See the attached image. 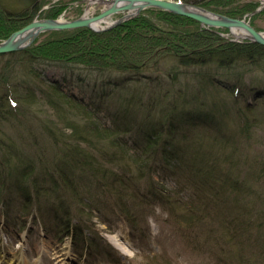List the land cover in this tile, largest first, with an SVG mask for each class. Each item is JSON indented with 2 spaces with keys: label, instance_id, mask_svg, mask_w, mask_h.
<instances>
[{
  "label": "trees",
  "instance_id": "trees-1",
  "mask_svg": "<svg viewBox=\"0 0 264 264\" xmlns=\"http://www.w3.org/2000/svg\"><path fill=\"white\" fill-rule=\"evenodd\" d=\"M177 1L235 18L249 14L251 25L252 19L264 13V8L253 13L264 0ZM52 11L45 13V17L53 18L55 12ZM8 14L14 17L13 22L21 23L24 18L30 22L35 9ZM85 31H89L91 38L101 36V33L90 34L87 28L72 30V36L77 32L76 36L84 40ZM224 31L228 30L206 28L187 17L147 8L102 32V39L113 36V32L116 37L121 34L112 43L116 46H110L107 41L105 48L100 44L91 50L94 45L84 41L86 44H81L72 57L46 58L49 62L71 63L93 71L104 78L105 85L124 88L123 95L116 98L118 108L111 112L112 125L101 126L95 114L85 110L55 84L38 92L29 86L14 98H2L0 94V120L11 115L13 109L9 105L14 108L20 104L27 110L41 101L43 106L52 109L53 120L43 119L40 127L41 134L54 149L52 157L41 149L38 158L32 160L27 156L30 164H23L24 157L16 155L11 143L0 144L10 149L7 150L8 162L0 160V186L8 190L9 184H15V180L9 181L10 173L8 177L4 175L5 164L16 172L29 171L23 174L26 178L23 181L25 186L35 188L34 192L41 191V185L33 173L44 172L49 178L46 193L64 215L74 216L71 211L76 205L89 211L116 212L137 231L142 220L138 219L142 213H147L151 202L168 210L174 218L178 211L183 214L185 207L180 206V198L152 179V173L165 169L177 183L184 182L199 193L207 194L201 203L205 211L197 208L199 214L189 213L195 218L191 226L186 224L196 243L199 244L206 226V235H210L218 222L223 228L220 237L224 244L229 243L227 253L233 255L235 264H243L244 259L246 264H256L255 260L264 256V192L262 197L252 183L263 184L264 151L254 150L252 154L249 149L264 143L257 136L264 126L259 123L264 122L257 115V104H240L237 83L242 87L249 72L264 71V46L222 37ZM54 32L60 31L43 32L39 37L51 36ZM72 32L62 30L66 34ZM50 40L41 39V47L53 42ZM30 48L15 53L25 55ZM158 50L161 52L157 53ZM80 57L83 60L78 59ZM162 62L172 64L162 66ZM24 69L31 77L32 68ZM222 76L232 77L233 83L223 81ZM9 78L0 74V93L3 88L12 87ZM248 79L250 85L257 82V79ZM253 91L256 97H264V88ZM231 94L234 98L229 100ZM199 125L206 131L196 132ZM131 133L140 136V141L132 138L130 142ZM33 145L37 149L35 142ZM29 186L18 188V199H23L24 203V197L30 193ZM223 192L227 195L222 196ZM218 198L224 204L222 207L217 205ZM188 209L194 211V207ZM78 212L79 209L75 211ZM80 217L78 213L75 224L68 220L61 234L71 239L73 247L80 239L86 241L88 247V239L82 237L85 228ZM252 227L256 229L247 237ZM209 237L212 236L204 240ZM252 238L256 246L249 244ZM86 242L81 243L82 246ZM246 242L251 248L244 246Z\"/></svg>",
  "mask_w": 264,
  "mask_h": 264
},
{
  "label": "rangeland",
  "instance_id": "rangeland-1",
  "mask_svg": "<svg viewBox=\"0 0 264 264\" xmlns=\"http://www.w3.org/2000/svg\"><path fill=\"white\" fill-rule=\"evenodd\" d=\"M89 1L90 0H0V42L6 39L12 32L29 23L28 20L26 21L28 18H24L25 20L21 23H18V21L13 22L14 17H9L8 15L11 14H8V12L18 13L28 9H35V14L32 17V20H34L47 18L45 17V13L53 10L52 12H55V16L51 19L70 21L85 16L86 13H88L89 16L96 15L103 9L102 5L96 4V2L94 5H91V8L88 3ZM263 5L264 3L259 5L258 8H264ZM122 15V13L113 14L107 19V22H111L110 24H112L121 18ZM248 15L249 14H244L242 17L245 16L246 20L250 23V17ZM251 23L253 25H250L257 32L264 35V13L252 19ZM105 25L106 23L101 24V26ZM82 28L86 27L75 29ZM75 29L67 31L72 32V30ZM109 29L103 31H93L90 29V34L101 33L100 35L103 36L102 32L108 31ZM52 31L60 32H54L53 35L51 34L52 38L50 34H46V36L42 38L38 37L28 46L31 47V51L25 55L15 52L0 55V74L5 76L9 75V80H11L10 83L12 85V87L8 86L9 88H3V91L0 93L3 94L1 95L2 98L8 99L9 97L14 98L20 96L29 86L36 89L38 92V89L41 90L43 87L48 88L50 85L53 86L55 84L57 87H60L66 95L80 102L85 110H89L92 114H95L96 121H98L101 126L112 125L110 117L112 114L111 112L118 108L116 98L123 95L121 92L124 91V88H112L105 85L104 78L101 75L84 69L82 66H74V64L71 63L64 65L65 62L62 63V66L58 62H49L46 58H55L59 56L72 57L76 55L75 53L81 44H86L84 41L94 45L91 47V50L96 49L98 45L100 47V44L101 47L106 46L104 43L107 41L109 45L113 47L116 45L112 43H115V41L121 37V34L120 36L117 34L118 37H116V34L113 32V36L102 39L101 36H98V38L97 35L91 38L88 36L89 31H85V35L83 36L85 39L82 40L76 36L78 31L74 36H72L73 32L72 34H66L62 33V30ZM221 35L222 37L234 38L237 41L248 40L246 38H235L229 31H224ZM45 38H50L52 39L50 41L53 42H49L47 45L41 47V39L43 40ZM156 52L159 53L161 51L158 50ZM112 53L115 54L117 52L112 51ZM81 57L78 59L83 60ZM166 63L167 62H162L160 64L163 66ZM171 64L172 63L166 65L171 66ZM24 67H26V70L32 68V73L28 71L32 74L31 77L27 75L28 73L25 72ZM252 72L254 71L245 75L247 79L245 78V82H243L244 87H241V84L237 83V85L240 86L238 95L241 98H239V100L241 105H244L246 102L253 103L254 105L257 104L259 110L257 115L261 121L264 122V97H256L253 91V89L258 90V88H264V71L258 70L255 73ZM32 78H35V81ZM248 78L257 79V82L250 85ZM221 79L223 81L229 80L231 83L234 81L232 77L222 76ZM245 86L253 89L248 90ZM233 98L234 96L231 94L229 100ZM229 100L226 99V101ZM42 103L43 102L39 101L33 105L30 104L31 106L28 107L29 109L27 110L23 109L20 104L18 106L16 105L14 108L12 105L8 104L9 107L11 106L13 109L12 113L10 116H7V119L0 120V144L7 145L11 143L16 149V151H14L16 155H19L20 158L21 156L24 157L21 161L23 164H30L31 159L35 160L38 158L37 156L41 149H44V151L46 150V154H52L51 157L54 154L51 143L47 141L46 137H43L40 127L43 119L51 118L53 120L51 114L52 109L43 106ZM259 125H264V123H259ZM205 129V127L199 125L195 130L196 132L203 133L206 131ZM259 130H261V133L257 136L264 142V126ZM130 136L131 137L127 136L130 142L132 138L138 142L140 141V136L136 133H131ZM31 140H36L34 142L36 143L37 149L33 145L34 142ZM4 148L5 147L0 145V160L3 162L7 160L8 162L9 154L7 150L10 149L6 150ZM260 149L264 151V143L261 147L255 148V146H253L249 150L253 154L254 150L260 152ZM27 156H31L32 158L29 159ZM12 157L14 156H10V158ZM0 168L2 167L0 166ZM251 168H254V163H251ZM2 171L5 176L7 175L6 177H8L10 173L11 177L9 181L14 182L15 180V184H9L10 187L7 186L8 190L0 186V254H3L6 258L14 257L15 259H19L22 264L237 263L233 255H231L230 252L227 253L230 248H227L229 243H223L224 241H222L220 237L223 228L218 225V222L214 224V231L210 235H206L208 229V226H206V229H203L202 235H200V240L198 239L199 244L196 243V240L193 239V232L190 231L187 226L193 224L195 217L189 213L194 215L199 214L200 211H198L197 208L203 212L204 209L201 203L203 199L207 197V194L199 193L194 190L192 186L184 182L180 184L177 183L175 178L170 177L168 171L165 169H160V171L158 170V172L152 173V179L157 182L159 186L168 188L173 195L180 198V206L185 207L184 211H182L185 215L182 213L179 214L177 210V215L174 218L170 216L168 210L151 202L149 203L150 207L147 209V213H142L141 217L138 219V221L142 220L137 225V231H133L129 224L116 212L105 211V213H103L102 211L96 210L89 211L82 204L81 205L84 206L85 209H81L82 207L80 205H76V209L71 211V214L74 216L64 215V211L59 209L56 202L49 198L46 193V189L49 186V178L45 177L46 174L44 172L36 173L37 171H34L33 175L37 177L35 180L41 185V191L34 192L35 188H30L31 185H28L30 193L28 197H24L26 202L24 203L23 199H18V188L19 186L23 189L24 187L28 188V186L24 185L23 180L26 178L23 177V174H27L29 171L16 172L15 170L7 168L6 164ZM238 177L239 179L242 178L241 176ZM28 179L30 180L31 178ZM261 180L264 184V179ZM38 184L36 186L34 185V187H37ZM252 184L254 185L253 188L260 192L263 197L262 192H264V185L261 183ZM93 191H96V189ZM225 195H227L226 192H223L222 196ZM5 200L10 201L8 203V201L6 202ZM217 205L222 207L224 204L219 199L217 200ZM228 205L231 206L229 201ZM188 207H194V211L189 210ZM78 209L80 210L78 213L81 214L80 221L84 224L85 228L82 237L88 239V247L86 241H84L86 243L82 246L81 243L84 242L81 241V239L80 241H75L73 247L71 239L69 237L63 238L61 234L62 226H64L68 220L71 224L76 223V216L78 213L76 214L75 211ZM55 213L57 215H55ZM224 214L227 213H223L221 216L222 218H225ZM263 228L264 226L262 229ZM255 229L256 228L252 227V232L248 229V233H246L247 237L248 235L252 236ZM206 236L212 237L204 240ZM245 239L246 238H242V240ZM253 239L254 238H252L249 244L256 246ZM244 246L250 247L248 246V242H246ZM254 256L256 257L257 254ZM258 258L255 260L256 264H264V256ZM243 264H246L245 259L243 260Z\"/></svg>",
  "mask_w": 264,
  "mask_h": 264
},
{
  "label": "water",
  "instance_id": "water-1",
  "mask_svg": "<svg viewBox=\"0 0 264 264\" xmlns=\"http://www.w3.org/2000/svg\"><path fill=\"white\" fill-rule=\"evenodd\" d=\"M98 1L105 3L107 7L102 9L98 14L90 17L82 16L70 21H61L51 18L32 20L22 28L12 32L6 39L0 42V55L20 51L28 47L34 42L40 33L46 31L70 30L81 27L90 28L93 31H103L133 18L147 8H156L179 16L187 17L206 28H224L232 35L234 30H238L244 33V36L239 38H246L251 42L264 46V35L257 32L245 18L238 19L229 17L211 12L197 5L187 4L176 0ZM260 9L261 8L256 9L253 13L259 11ZM116 13H123V15L112 24L98 29L94 28L92 25L96 23H103L107 17Z\"/></svg>",
  "mask_w": 264,
  "mask_h": 264
},
{
  "label": "bare ground",
  "instance_id": "bare-ground-1",
  "mask_svg": "<svg viewBox=\"0 0 264 264\" xmlns=\"http://www.w3.org/2000/svg\"><path fill=\"white\" fill-rule=\"evenodd\" d=\"M95 2H96V4H100V5H102V7H103V9L104 8H106L107 7V5L105 4V3H103V2H100V1H96V0H90L88 3H89V6L91 7V5H94L95 4ZM92 8V7H91ZM89 11V10H88ZM87 11V12H88ZM251 14V13H250ZM112 16V15H111ZM111 16H109V17H107L104 21H103V23H106V25H109L111 22H107V19H109ZM249 17H250V15H248ZM84 17H90L89 15H88V13H86V15L84 16ZM233 18H235V17H233ZM242 18H245V16L244 17H241V18H238V19H242ZM246 19V18H245ZM61 21H63V20H61ZM101 24L102 23H96V24H92L93 26H94V28H96V29H98V28H102V27H104V26H101ZM105 25V26H106ZM233 35H234V37H243L244 36V33H242L241 31H238V30H234L233 32ZM42 33H40L39 35H38V37L41 35ZM37 37V38H38ZM36 38V39H37ZM229 39H231V40H234V41H237V40H235L234 38H229ZM0 264H22L21 263V261L19 260V259H15L14 257H9V258H6L3 254H0Z\"/></svg>",
  "mask_w": 264,
  "mask_h": 264
}]
</instances>
